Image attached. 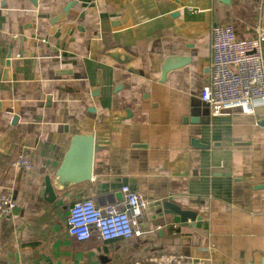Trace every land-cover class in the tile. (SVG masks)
<instances>
[{"label":"crops","instance_id":"1","mask_svg":"<svg viewBox=\"0 0 264 264\" xmlns=\"http://www.w3.org/2000/svg\"><path fill=\"white\" fill-rule=\"evenodd\" d=\"M69 1L0 0V264H262L264 113L213 116L199 91L211 26L250 37L264 30V0H80L63 11ZM179 56L191 60L161 81L164 59ZM74 131L94 135L91 178L49 192L44 177ZM20 153L30 171L13 165ZM123 185L199 219L145 208L140 237L68 235L75 200L120 206Z\"/></svg>","mask_w":264,"mask_h":264},{"label":"built area","instance_id":"2","mask_svg":"<svg viewBox=\"0 0 264 264\" xmlns=\"http://www.w3.org/2000/svg\"><path fill=\"white\" fill-rule=\"evenodd\" d=\"M262 8L263 0H259ZM264 30L239 38L230 23L213 24L210 28V58L208 80L199 91V99L211 115L239 109L254 114L259 108L264 113ZM13 165L30 171L32 162L20 153ZM120 206L99 207L93 199L75 200L67 211L66 230L76 241H87L93 232L102 241L140 237L148 232L140 221L147 207L142 194L128 185L120 188ZM195 264H203L201 261Z\"/></svg>","mask_w":264,"mask_h":264},{"label":"water","instance_id":"3","mask_svg":"<svg viewBox=\"0 0 264 264\" xmlns=\"http://www.w3.org/2000/svg\"><path fill=\"white\" fill-rule=\"evenodd\" d=\"M77 1L80 0L69 1L63 8V11H66L73 4L77 3ZM176 14L177 13L174 12L172 13V16ZM53 20L54 19H51V21ZM108 55L119 63H126L130 60L129 56L117 51L108 52ZM9 56L10 54L8 53L7 59L5 61L4 74L7 72V67L10 64V60L8 59ZM190 60L191 59L188 56L166 57L160 67V80L164 81L168 72L186 65L187 63H189ZM56 72L61 75L72 73L70 69H59ZM6 78L7 76L4 77V79ZM91 93L93 96L97 95L98 89H92ZM50 100V95H47L46 104L49 105ZM6 111L11 112L10 109H6ZM17 118L18 116L16 114H12L11 123L15 124ZM67 130L68 127L65 126L64 131ZM192 142H194L195 144V141ZM96 147V141L92 133L76 131L72 132L69 136L68 148L63 156L62 163L54 174V177H44L45 190L52 192L55 183H59L60 185H62L66 182L69 183L90 180L93 170V159ZM146 208L147 210L155 211V213H158L159 216H162L164 213L178 215L179 220L182 222H186L187 219H190L191 221L194 219H199V217H197L194 211L181 209L180 207L172 204L170 201L167 200H163L161 202L156 201L150 205H147ZM262 264H264V259L262 260Z\"/></svg>","mask_w":264,"mask_h":264}]
</instances>
